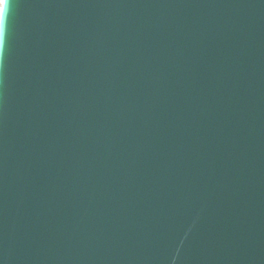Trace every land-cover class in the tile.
Wrapping results in <instances>:
<instances>
[{
    "label": "water",
    "instance_id": "1",
    "mask_svg": "<svg viewBox=\"0 0 264 264\" xmlns=\"http://www.w3.org/2000/svg\"><path fill=\"white\" fill-rule=\"evenodd\" d=\"M5 16L0 264H264V0Z\"/></svg>",
    "mask_w": 264,
    "mask_h": 264
},
{
    "label": "snow or ice",
    "instance_id": "2",
    "mask_svg": "<svg viewBox=\"0 0 264 264\" xmlns=\"http://www.w3.org/2000/svg\"><path fill=\"white\" fill-rule=\"evenodd\" d=\"M10 7V0H4L2 10H0V44L4 42L6 30V16L5 13Z\"/></svg>",
    "mask_w": 264,
    "mask_h": 264
},
{
    "label": "bare ground",
    "instance_id": "3",
    "mask_svg": "<svg viewBox=\"0 0 264 264\" xmlns=\"http://www.w3.org/2000/svg\"><path fill=\"white\" fill-rule=\"evenodd\" d=\"M0 2H1V0H0Z\"/></svg>",
    "mask_w": 264,
    "mask_h": 264
}]
</instances>
